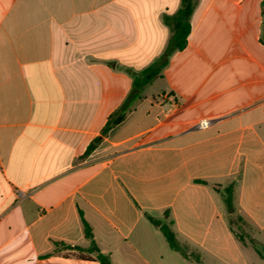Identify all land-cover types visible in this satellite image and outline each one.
Returning <instances> with one entry per match:
<instances>
[{
	"label": "crops",
	"instance_id": "crops-1",
	"mask_svg": "<svg viewBox=\"0 0 264 264\" xmlns=\"http://www.w3.org/2000/svg\"><path fill=\"white\" fill-rule=\"evenodd\" d=\"M180 8L0 0V264H100L81 213L112 264H264L215 189L264 247V0H196L186 48L108 128Z\"/></svg>",
	"mask_w": 264,
	"mask_h": 264
},
{
	"label": "trees",
	"instance_id": "trees-1",
	"mask_svg": "<svg viewBox=\"0 0 264 264\" xmlns=\"http://www.w3.org/2000/svg\"><path fill=\"white\" fill-rule=\"evenodd\" d=\"M195 6H196V0H181V8L179 9L175 17L170 21L173 34L169 41L165 54L159 60H157L153 65H151L146 70H144L141 76L136 77L135 82H134L135 90L131 93L129 98L122 105L121 110L117 114L114 121L109 123L108 128L111 125H117L118 123L122 121V119L125 116V111L137 99H139L140 97L139 93L143 89V87L147 86L155 78H157L161 70L167 65L169 56L177 51H182L186 48L188 44V38L191 33V22L190 21H191L193 12L195 10ZM91 149H92V146L89 148V150ZM215 189L217 192H219L222 195L224 204L226 206L227 213L229 214V217L237 215L236 219L238 222H240V230L242 234L246 237L248 242L255 248V250L261 256V258L264 259V254H263L264 247L261 246L255 239H253L248 234L247 232L248 224L245 222V220L240 215L237 214V209L235 205V186L233 184L225 188H222L221 186H216ZM81 219L83 223L85 238L90 243V246L86 251L89 253L95 254L96 260L100 264H112L110 257L107 255H104L99 250L94 240V234H93L92 227L84 219L82 213H81ZM149 220L151 221V223H153L155 226L161 229L162 233L164 234L172 250L179 252L182 256H184L187 259L192 258L195 261L200 262L199 255L195 253H190L186 247L182 246L179 243V241L176 238L175 233L171 230L168 224L164 223L161 220L154 219L152 217H149ZM230 224H231V220H230ZM243 225L247 227L246 230L243 229ZM231 227H232V224H231ZM237 238L243 241L241 237L237 236ZM56 245H60V244H56ZM61 245L67 249H75L77 251H83L82 248L80 247L71 248L70 246H65V244H61Z\"/></svg>",
	"mask_w": 264,
	"mask_h": 264
},
{
	"label": "rangeland",
	"instance_id": "rangeland-1",
	"mask_svg": "<svg viewBox=\"0 0 264 264\" xmlns=\"http://www.w3.org/2000/svg\"><path fill=\"white\" fill-rule=\"evenodd\" d=\"M160 89V84L156 83L154 86L150 87L146 93L147 95H151V94H155L156 92H158V90ZM237 216V215H236ZM236 216H230V220H231V224H232V228L235 231V233L237 234L238 237H241L243 239V242H247L248 240L246 239V237L242 234L241 230H240V222L237 221V217ZM243 229L246 230L247 227L243 225Z\"/></svg>",
	"mask_w": 264,
	"mask_h": 264
},
{
	"label": "water",
	"instance_id": "water-1",
	"mask_svg": "<svg viewBox=\"0 0 264 264\" xmlns=\"http://www.w3.org/2000/svg\"><path fill=\"white\" fill-rule=\"evenodd\" d=\"M263 254H264V252H263Z\"/></svg>",
	"mask_w": 264,
	"mask_h": 264
}]
</instances>
